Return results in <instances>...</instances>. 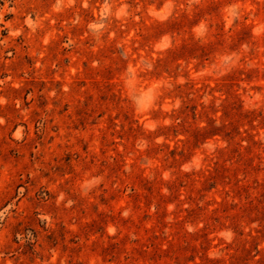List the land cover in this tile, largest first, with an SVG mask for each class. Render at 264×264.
I'll list each match as a JSON object with an SVG mask.
<instances>
[{
	"label": "rangeland",
	"instance_id": "obj_1",
	"mask_svg": "<svg viewBox=\"0 0 264 264\" xmlns=\"http://www.w3.org/2000/svg\"><path fill=\"white\" fill-rule=\"evenodd\" d=\"M0 264H264V0H0Z\"/></svg>",
	"mask_w": 264,
	"mask_h": 264
}]
</instances>
